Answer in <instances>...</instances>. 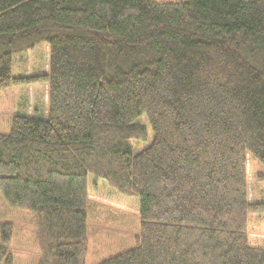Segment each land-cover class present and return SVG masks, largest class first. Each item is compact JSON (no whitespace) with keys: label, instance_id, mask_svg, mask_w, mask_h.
<instances>
[{"label":"trees","instance_id":"1","mask_svg":"<svg viewBox=\"0 0 264 264\" xmlns=\"http://www.w3.org/2000/svg\"><path fill=\"white\" fill-rule=\"evenodd\" d=\"M12 85L0 194L37 264H84L88 201L140 219L99 264H264V0H0Z\"/></svg>","mask_w":264,"mask_h":264},{"label":"rangeland","instance_id":"2","mask_svg":"<svg viewBox=\"0 0 264 264\" xmlns=\"http://www.w3.org/2000/svg\"><path fill=\"white\" fill-rule=\"evenodd\" d=\"M157 2H182L185 0H155ZM14 85L0 89V134H8L12 124ZM87 250L84 264H99L134 247L140 233L139 216L122 209L88 201L86 205ZM33 213L13 209L6 205L0 194V225L11 224L7 251L12 264H37L41 256L36 239ZM1 235V234H0ZM1 243V238H0Z\"/></svg>","mask_w":264,"mask_h":264}]
</instances>
